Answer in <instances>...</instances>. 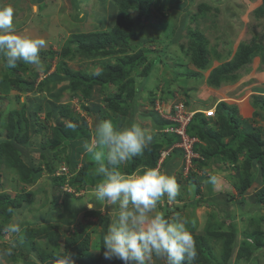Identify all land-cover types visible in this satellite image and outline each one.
I'll return each mask as SVG.
<instances>
[{"label":"rangeland","instance_id":"374dc122","mask_svg":"<svg viewBox=\"0 0 264 264\" xmlns=\"http://www.w3.org/2000/svg\"><path fill=\"white\" fill-rule=\"evenodd\" d=\"M120 1L0 0V8L11 6L14 9L13 25L17 33L45 39L46 46L42 49L54 53L52 57L39 53L41 70L27 64L38 73L35 78L38 82L47 75L43 72L47 64L51 65L48 70L50 73L58 69L59 63L69 71L79 70L89 76L94 75L97 79L108 78L109 72L120 66L128 56L133 57L140 51H147L139 66L124 75H118L116 83H110L106 87L93 83L87 99L83 91L86 84L74 90L66 89L57 101L53 95L58 94L67 81L62 80L55 86L49 84L43 90H16L13 87L14 72L25 81L33 80L34 77L29 70H20L19 63L15 68H8L5 61L0 59V87L2 82L10 87L7 92L0 90L3 97L0 99V128L7 121V111H13L10 120L6 122L10 125L11 122L30 119L26 109L34 110L35 117L32 121L44 136L40 132L32 133L31 126H27L22 133H26L28 140L23 141L20 146L22 155L26 158L30 156L36 161L41 159L42 166L45 163L44 156L54 154L57 157L58 154L62 157L53 162L55 171L51 173L44 168L36 177L20 170L16 162L11 164L2 160V155L0 198L4 200L0 203V264H56L58 259L67 255L74 264H88L86 259L75 255L77 247L85 242H88V252L92 255L86 257L91 258L89 264H123L119 259L109 260L103 255L102 235L118 205L102 206L92 197L100 179L89 172L95 162L93 157L88 159L87 152L80 150L77 167L73 171L65 161L72 143H63L61 146L59 143L58 149L52 147L62 140L58 127L72 129L69 125L75 126L79 122L84 124L85 130L90 134L88 142H94L96 125L101 119L95 109L91 110L92 105L103 107L107 112L105 120L110 121L117 131L122 129V124L131 114H135V124L153 137L162 136L164 128L157 130L149 114L156 111L160 115L159 110L167 108L177 98L187 101L192 107L207 109L215 105L218 120L208 119L210 123L206 127L210 132L219 133L221 138L228 140L227 133L232 134V131L225 132L220 126L219 122L222 121L219 118L223 113L219 112V115L217 112V103L223 101L230 113L228 117L232 116V123L237 126L238 131H250L264 143V49L256 46V50L249 53V61L236 70L234 78L223 77L222 72L217 73L221 68L233 65V61L240 57V45H252L260 39L264 43V18L260 16H264V0H142L146 5L149 4L146 18L138 17V11L133 7L135 0H124L126 4H123V0L120 4ZM122 4L126 5L128 12V17L122 18V22L127 24L128 21V24L123 26L119 25V5ZM198 5L202 8L200 11ZM183 21L186 26L182 32L179 29ZM188 28H196L205 34L208 40L203 46L204 50L191 48V44V47L188 46ZM131 31L138 37L128 43L126 33ZM101 38V44L108 50L105 53L100 52L99 48L98 52L85 50L72 56H62L63 49L73 48L79 39L87 47L98 43ZM138 39L146 41L140 44ZM161 48L165 49V53L159 56L162 63H155L151 66V72L144 76L145 70L155 60L156 51ZM200 52L206 54V61L194 58V54ZM237 61L239 62V58ZM218 75L223 78L216 84L212 80ZM134 92L138 94L137 104L144 112L142 114L134 111L131 105L130 97ZM154 94L159 98L152 103ZM163 97L168 99L165 103L162 102ZM152 116L157 117L156 114ZM7 128L3 126L0 137H5ZM66 134L70 135V132ZM199 142L201 145L206 143L203 140ZM237 142L239 155L234 161L228 159L224 164H212L207 159H201V153L197 152L199 158L196 159L202 165L196 163L194 167L199 172L184 176L182 172H176L179 166L167 171L168 175L176 179L177 201L165 200L166 195L160 201L164 202V212L167 208L171 211L170 219L179 215L186 221L191 234H203L205 217L208 220L210 213L224 219L225 225L231 220L235 221L239 227L238 240L241 239L242 232L248 229L250 252L243 256L245 254H238L239 250L234 251L230 264H264V219L260 220L264 215V207L255 202L256 193L264 189V181L261 183L255 177L258 174L255 167L259 166V160L264 162V144H252L248 148L243 142ZM209 145L214 146L213 143ZM138 157L143 161L131 173L144 169L142 164L146 165L145 151ZM131 163L130 159L120 166V170L126 172L122 169ZM81 169L84 173H90V186H86L87 182L83 179L82 182L79 180ZM160 170L165 173L163 165ZM248 173L254 176L249 177V187L241 192L239 187ZM56 176L63 177L59 184L60 191L52 189L53 177ZM76 179L79 180L78 184H72L71 181ZM196 199H201V202L194 203ZM14 201L17 203L13 206L11 203ZM87 203H92L94 207L89 209ZM174 206H179L180 209L174 210ZM160 209L157 206L156 211L162 214ZM16 222L22 228L19 234L5 231L9 224ZM252 230H256V234ZM258 243L262 244L259 248ZM30 245L34 246V250L31 248L29 251ZM211 252L218 255L217 247H213ZM237 255L243 257L238 260ZM147 264H165V261L153 256Z\"/></svg>","mask_w":264,"mask_h":264},{"label":"trees","instance_id":"16d2710c","mask_svg":"<svg viewBox=\"0 0 264 264\" xmlns=\"http://www.w3.org/2000/svg\"><path fill=\"white\" fill-rule=\"evenodd\" d=\"M150 1V0H148ZM147 0H144V2H148ZM167 1V0H166ZM122 0L120 1L121 4ZM123 4H126L123 0ZM119 5V25H124L125 23L122 22V18L123 16L128 17V12H127V8L125 7L126 5ZM147 3H143L142 0H135L134 1V9H136L138 11V17L141 18L145 17L146 18V11L148 12L149 10V4L146 5ZM125 7V8H124ZM128 7V6H127ZM198 10L200 11L201 6H197ZM260 8L257 9V11H259ZM264 14V13H263ZM262 18H264V16L260 15ZM193 18V17H192ZM189 20V19H188ZM131 21H129L130 23ZM185 21H183V23H181V28L179 30H181L182 32L185 29ZM128 24V21H127ZM125 24V25H127ZM125 29H127L125 27ZM181 32V33H182ZM126 33V32H125ZM177 33V32H176ZM175 33V34H176ZM128 37V43H130V41H133L134 38L136 39L138 36L137 34H133L132 31L127 34ZM205 34H202L199 30H197L195 28V30H192L191 28H188V32L186 34V36H188V46H190V44L192 45L191 48L194 49H199V50H204L203 46L205 45V42L208 40L206 36H204ZM182 37H183V33H182ZM98 41V39H96ZM179 40V39H178ZM261 40V39H260ZM257 41V43L255 44H248L246 46H239V53L241 54L239 58V62L237 61V59L235 61H233V65L227 66L226 68H221L217 73L222 72L224 75L223 77H231L234 78V74L237 72L236 70L240 69V67H242L243 65H245L248 61H249V53L251 54V52L253 50H256V46L260 47V49H264L263 46V41ZM137 41H139V43H143L146 41V39H138ZM173 42L172 40H169V42ZM102 42V38L98 41V43L89 45L87 47H85L82 44V41L79 39L77 44L72 48L70 47H65L62 51V56L66 57V56H72L74 54H78V53H83L85 52V50H88L89 52H95L99 50V48H101L100 52L105 53L106 51H108L106 49V46L101 44ZM127 42V41H126ZM168 41L166 42L165 45H167ZM250 45V46H249ZM142 46V45H141ZM256 47V48H255ZM165 48V47H164ZM161 48L160 50L156 51V57L155 60L149 65V67L145 70V75L147 76L150 72L151 69L155 63H160L161 60H159V56L161 53H165V49ZM142 49V48H140ZM193 50V49H192ZM72 52V53H71ZM147 51H140L137 55L135 56H128L126 58V60L120 65L117 66V68L115 67L114 69H112L111 72H109V76L108 78H100L97 79L94 75L89 76L86 73H83L79 70H72L69 71L68 68L65 69L64 67H62V63H59L58 69H56L55 71H51L50 73H48V70L51 69V65L47 64L44 67L43 72L47 75L44 76L41 81H36L35 78L38 76V73H36L30 66H28L27 64L23 63V62H19V66L20 70H29V73L31 76L34 77L33 80H28L25 81L23 79H21L20 75L17 72H14V77L15 80L13 82V87L18 90H22L25 92H31L35 89L38 90H43L46 86L48 87L49 84H52L53 86H55V84H57L58 82L64 80L67 81V83L65 84V87L61 88L60 91L58 92V94L53 95L55 101L58 100V98L60 97V94L63 92V90L66 89H71L74 90L76 87L79 88L81 86H83V84H86V86L83 87V91L86 93L85 98L87 99L88 96L90 95V90L92 87L93 83H99L100 85H102L103 87L108 86V84L110 83H116L115 79L118 77V75H124L125 73H127L128 71H130L131 69H135L139 66L140 62L143 60V58H145ZM39 53L42 54H47L50 57H52L54 55L53 51H49V50H40ZM194 58L196 60H203L206 61V54L204 53H198V54H194ZM162 63V62H161ZM6 65V63H5ZM12 72V71H11ZM21 72V71H20ZM19 72V73H20ZM63 74V75H61ZM222 75H218L216 77L213 78V82L214 83H218L220 81L221 78H223ZM17 84V85H16ZM52 86V87H53ZM2 92H7L8 90H10V87H8L6 84H4L3 82L1 83V87H0ZM171 95V93H170ZM52 96V95H51ZM153 99L151 100V102L153 103L155 101V99L159 98L155 96L152 97ZM0 99H3L2 95H0ZM121 99H125V98H121ZM162 102H166L168 99H166V97H163ZM130 101H131V105L132 107H134V111H139L141 114L144 113L141 111L139 105L137 104L138 102V94L136 92L133 93V95L130 97ZM122 102V101H120ZM118 103V101L116 102ZM226 103H224L223 101H219L217 103L218 107V113L222 112L223 114H221L220 118L222 122H219L221 125V127L224 129L225 132L227 131H232L231 133H227V135L229 136L228 140H225V137H220L221 135L219 133H212V131L210 132V129H208L206 127V125L209 122L208 118H206L204 116L203 113L201 112H196L193 114L191 120L189 121V123L186 125V132L189 136H196L199 140H203L205 145H201V143L198 141L194 144L193 149L196 152L201 153L202 155V159H207L210 163H214V164H224L226 160L228 159H232V161H234L233 159H236L239 155V147H238V140L244 144H246L248 146V148H250L252 146V144H257L256 146H261L264 143L262 141L259 140L258 136L250 131H238L237 126L232 123L234 122L232 116L230 118V116L228 117L229 110L227 109V106L225 105ZM91 105V104H90ZM96 110V112H98V117L101 119L100 122L102 121H106L105 120V116H106V111L103 109V107H101L100 105H92L91 106V110ZM27 110V116L30 119L25 118L24 120H18L17 122L15 121L14 123H10V125L6 122H8V120H10V114L13 111H7V121H5V123L1 126L0 128V132L3 130V126H7V131L5 133V137H0V159L3 155L2 160L7 161V163H13L15 164V162L18 164L20 170H23L27 173H32L33 176H39L40 172L43 171V169H48L51 173L53 171H55L54 166L52 165L53 162H55V160H59L62 159V157H60L57 154V157L54 156V154H52L50 157L49 156H44V160L45 163L42 166L41 165V159L39 160H34L32 157H28L26 158L25 156H23V152H21L20 150V146L22 145V143H24L23 141H25L27 139V135L26 133H23V130H26L27 126H31V131L32 133L34 132H40L43 135V132L41 130H38L36 128V126L34 125V121H32V119L35 117V112L34 110ZM136 113V112H134ZM219 113V115H220ZM63 115H65L64 113H62ZM156 114L157 117H153L152 115ZM12 115V114H11ZM135 114H131V116L122 124V128L130 126L132 123L134 122V116ZM145 115V114H143ZM224 115V116H222ZM226 115V116H225ZM17 117V116H16ZM149 117L152 121H154V126L156 128L162 129L165 128L166 126H172L175 125L176 122L174 121H170L167 120L163 117H161L159 114H157L156 111H152V113L149 114ZM1 119V116H0ZM215 120H218L217 115L215 117ZM12 121V120H11ZM24 121V122H23ZM218 122V121H217ZM23 125L24 128H23ZM228 126V127H227ZM59 129H57L59 136H61L62 140L60 142L57 141V143H55V146L52 145V147L54 149H58L61 145H63V143L65 144H69L72 143V147L70 150V153L67 154L65 156V161H67L68 166L73 169V171L76 169V162H77V156L78 154H80V152L82 150H84L83 148V144L85 142L89 141L90 138V134L89 132H87V130H85L84 124L82 123H76V125L71 129L68 127H58ZM70 132V135H67L66 133ZM148 134V133H147ZM151 135V134H148ZM219 135V136H218ZM44 136V135H43ZM152 136V140L151 143L149 144V146L145 149V159L147 158V162L146 165L142 164V166H144V168L151 167L154 168L157 164V158L159 156V150L160 149H164V148H168L170 146H172L174 143H176L179 140V136L175 133H170V132H163L162 136L160 137H153ZM28 142V140H26ZM44 141V140H42ZM40 141V142H42ZM71 141V142H69ZM26 142V143H27ZM60 143V144H59ZM89 143V142H88ZM210 143H213L214 146L210 147ZM60 146H59V145ZM71 146V145H70ZM81 150V151H80ZM172 155L171 158H174L178 155L181 154V150L179 148H173L172 149ZM88 159H90L92 156L89 153H86ZM257 154V153H256ZM257 156H259L257 154ZM26 159V161H25ZM132 163L130 165H127L126 168L122 169L125 170L126 172L131 173L132 171H134L137 168V165H141L142 163V159L140 157H133L131 159ZM247 164L250 166L251 163H249L248 161H246ZM196 163L198 165H202L200 163V161L198 159H194V164L196 165ZM264 162H260L259 160V166L255 167L256 170L258 171V174L255 175V177H258L260 179V182L262 183L264 181V167L263 166ZM171 159H165L162 163L163 167H165V173H168L167 171H169L171 169ZM218 167H220L221 165H216ZM252 166V165H251ZM95 167V162L92 164V166L90 167L89 172H93V169ZM143 170V169H142ZM89 172H83V170L81 169V171L79 172L80 176H79V180L81 181L82 179L84 181L87 182L86 186H90V182H88L89 179ZM125 172V173H126ZM24 173V172H23ZM253 174L252 173H248L247 174V178L246 180L240 185L239 190L241 192H244L250 185V180L249 177H251ZM254 176V175H253ZM255 177H253L255 179ZM92 178V177H91ZM198 179H200L199 176H197ZM63 179V177H53V181H52V189L54 191H60L59 188V184H60V180ZM78 179H76L75 181L72 180V184L76 183L78 184L79 182ZM194 181V179H193ZM82 182V181H81ZM84 186V185H83ZM168 198H165V200H167ZM176 199V198H175ZM4 199L0 198V203H3L1 201H3ZM201 202V199H196V201H194V203L199 204ZM255 202H257L258 204H260V206L264 207V189H261L258 193H256V200ZM15 203H17L16 201H14V203L12 202L11 204L14 206ZM174 210H178L180 209L179 206H174L173 207ZM4 210V209H3ZM0 211H2L1 207H0ZM160 212H162V215L167 218L170 219L169 217H171V211L168 210L167 211H163V207H161ZM169 216V217H168ZM264 219V215L261 216L260 220ZM224 219H220L219 217H217L214 214L210 213L208 220L206 218V226L204 227V233L203 234H191L194 240V244H195V249L197 252V256L195 258L194 261L192 262H196L198 264H230L231 260L233 258V254L234 251L239 250L238 254H245L243 256H247V254H249L250 252V246H249V235H248V229H245L242 233V236L240 240H238V234H239V227H237L235 221H232L228 224L225 225L223 222ZM1 228H0V234H1ZM253 234H256V230H252ZM2 236V235H1ZM103 236V235H102ZM223 237V240H222ZM260 243H258L257 248H259L261 245H259ZM217 247L218 249V255H215L211 252V250L213 249V247ZM249 246V247H248ZM33 245L28 246L29 251L34 250ZM89 244L88 242L83 243L82 245H80L79 247H77L76 249V256L82 257L83 259H86V261H88L90 263V259L86 258L88 256H92L89 252ZM214 251V250H213ZM243 256H238V260L240 258H242ZM88 263V264H89ZM116 263V262H115ZM57 264V263H56ZM114 264V263H111Z\"/></svg>","mask_w":264,"mask_h":264},{"label":"clouds","instance_id":"9594fccd","mask_svg":"<svg viewBox=\"0 0 264 264\" xmlns=\"http://www.w3.org/2000/svg\"><path fill=\"white\" fill-rule=\"evenodd\" d=\"M13 15L14 9L11 6L0 8V59L5 61L8 68H15L19 62H23L41 70L39 52L46 46L45 39L17 33L13 25ZM177 101H183L189 108L198 110L196 112L203 113V110L209 109L192 107L187 101L178 98L174 102ZM211 107L215 108V105ZM160 116L163 117L161 114ZM215 116L205 117L212 119ZM169 127L170 125L166 126L163 131L177 134L179 140L172 146L159 150L154 168L146 167L131 174L121 171L120 166L133 157L142 156L152 140V136L139 125L132 123L117 131L110 121L99 122L96 125L94 142L83 144L84 150L95 161L92 174L100 178L92 197L102 206L118 205L102 237L105 259L116 258L123 264H147L156 256L163 258L165 264H192L197 256L186 221L179 215L167 219L156 211L157 206L164 207V202L160 200L165 195L169 201H177L175 198L178 195V185L175 177L160 170L165 159H171V169L179 166L176 172H182L184 176L199 172L194 167V159L199 158V155L192 159L188 171L185 172L183 149L177 145L181 142V137L176 132L167 131ZM185 133L187 134L186 127ZM198 141L196 137L193 146ZM173 148H179L181 154L171 158ZM193 151L198 154L194 149ZM87 206L89 209L94 207L92 203H87ZM21 230L19 222L11 223L5 229L14 234H19ZM57 264L74 262L67 255L58 259Z\"/></svg>","mask_w":264,"mask_h":264},{"label":"built area","instance_id":"2783aa9c","mask_svg":"<svg viewBox=\"0 0 264 264\" xmlns=\"http://www.w3.org/2000/svg\"><path fill=\"white\" fill-rule=\"evenodd\" d=\"M158 105V103H156ZM198 111L195 109L189 108L186 103L183 101H177L172 104L171 107L162 108L159 110L160 114L171 121L176 122V125L170 126L167 128V131L176 132L181 137V142L178 143V146H181L183 149V159L185 162V172L188 171L192 159L197 157L193 151V142L196 141V137H190L185 133V127L191 120L193 114ZM204 115L208 118L215 116V108L211 107L207 110L202 111Z\"/></svg>","mask_w":264,"mask_h":264},{"label":"crops","instance_id":"0c3cea01","mask_svg":"<svg viewBox=\"0 0 264 264\" xmlns=\"http://www.w3.org/2000/svg\"><path fill=\"white\" fill-rule=\"evenodd\" d=\"M207 214V213H206Z\"/></svg>","mask_w":264,"mask_h":264}]
</instances>
